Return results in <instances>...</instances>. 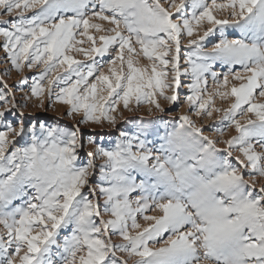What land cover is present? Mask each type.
I'll list each match as a JSON object with an SVG mask.
<instances>
[{
    "label": "snow or ice",
    "instance_id": "6c2138e0",
    "mask_svg": "<svg viewBox=\"0 0 264 264\" xmlns=\"http://www.w3.org/2000/svg\"><path fill=\"white\" fill-rule=\"evenodd\" d=\"M0 13L6 61L39 70L25 99L80 115L28 127L0 80V264H264V0H0ZM161 101L188 111L81 163L80 125Z\"/></svg>",
    "mask_w": 264,
    "mask_h": 264
},
{
    "label": "rangeland",
    "instance_id": "374dc122",
    "mask_svg": "<svg viewBox=\"0 0 264 264\" xmlns=\"http://www.w3.org/2000/svg\"><path fill=\"white\" fill-rule=\"evenodd\" d=\"M164 2V0H162ZM221 2V0H218ZM30 15V13H29ZM13 17H9L7 15H3L0 13V22L11 20ZM6 26V25H5ZM231 38V37H230ZM2 43V41H0ZM87 46V45H85ZM77 59L84 60V57L81 55H77ZM109 57L105 56L102 61L98 58V62L105 64V71H107V61ZM142 63H147V61H142ZM39 70L34 69L33 71H28L25 69L23 73H17L15 70L11 68V65L6 61L5 54L2 49H0V80L5 81L8 84L9 91L15 95L16 100L20 104H27V107H24L22 111L24 112L23 122L26 126L30 127L32 124L44 123L48 126H59L63 128L71 129L73 126L77 124V121L80 119V115H74L72 117L66 114L67 107L62 105H53L52 107H48V102L46 101L45 107H38V102L35 99L26 100L25 97L30 96V86L32 83V77L37 74ZM217 72L225 71V69L217 67ZM23 78H27V84L21 85L20 81ZM210 88L213 86L211 78H209ZM21 88L23 90H21ZM186 89L180 90L181 101L184 99V95L186 93ZM261 102H264V98H260ZM162 106L165 107L166 111L164 113H160L157 111H153L149 113L147 111L148 106L144 105L141 108L132 111V112H124L123 118L118 120V123L115 128L108 126L107 124L103 126L99 125H80V135L81 140L83 142L84 147L80 150L81 163L86 162L87 160V152L92 151L96 145L111 148L114 147L115 143L119 138L120 131H126L130 134L134 133L140 126L148 128L151 130L153 126L159 127L161 130L164 128V121H169L173 116H180L188 111V106L183 103L170 104L164 101H161ZM230 103V101L228 102ZM228 103H222L219 99L216 101L217 107H227ZM17 115H9L7 117L8 123H12L13 125L18 124V112ZM214 117L216 118V124L218 127H223V125L218 122V115L214 113ZM214 121L205 119L203 124L206 127L207 135L213 136L214 132L208 127L212 125ZM3 127V122H0V128ZM234 129H228L224 133V139L230 138L235 135ZM26 138L19 139L20 144L25 143ZM94 140L96 142L95 145L89 144V140ZM151 139V137H150ZM218 147L223 148L224 145L219 144ZM247 179L251 182V177L246 176ZM256 180V188H260L264 186V177H259L258 175L255 178ZM155 214V213H150ZM107 218V217H105ZM141 224H144V221L139 220ZM115 242H119V237H113Z\"/></svg>",
    "mask_w": 264,
    "mask_h": 264
}]
</instances>
